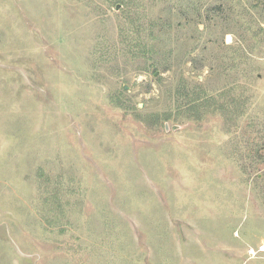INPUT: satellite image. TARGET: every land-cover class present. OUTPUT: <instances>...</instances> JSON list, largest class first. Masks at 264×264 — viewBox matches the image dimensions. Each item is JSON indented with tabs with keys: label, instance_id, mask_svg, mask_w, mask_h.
Here are the masks:
<instances>
[{
	"label": "rangeland",
	"instance_id": "374dc122",
	"mask_svg": "<svg viewBox=\"0 0 264 264\" xmlns=\"http://www.w3.org/2000/svg\"><path fill=\"white\" fill-rule=\"evenodd\" d=\"M262 245L264 0H0V264Z\"/></svg>",
	"mask_w": 264,
	"mask_h": 264
},
{
	"label": "trees",
	"instance_id": "16d2710c",
	"mask_svg": "<svg viewBox=\"0 0 264 264\" xmlns=\"http://www.w3.org/2000/svg\"><path fill=\"white\" fill-rule=\"evenodd\" d=\"M119 2H124L125 0H118ZM156 27V24L155 23H151L150 25H149V28H151L152 30H154V28ZM145 29V28H144ZM142 30H143V28H142ZM154 63V64H153ZM152 64L153 65H155L156 67H157V63H156V61L155 62H153ZM158 68V67H157ZM61 206H63V204L60 202V201H58V203H57V205L53 208L52 207V209H57V208H61ZM51 209V210H52Z\"/></svg>",
	"mask_w": 264,
	"mask_h": 264
},
{
	"label": "bare ground",
	"instance_id": "6f19581e",
	"mask_svg": "<svg viewBox=\"0 0 264 264\" xmlns=\"http://www.w3.org/2000/svg\"><path fill=\"white\" fill-rule=\"evenodd\" d=\"M261 250H264V245H262V248H261Z\"/></svg>",
	"mask_w": 264,
	"mask_h": 264
},
{
	"label": "water",
	"instance_id": "95a60500",
	"mask_svg": "<svg viewBox=\"0 0 264 264\" xmlns=\"http://www.w3.org/2000/svg\"><path fill=\"white\" fill-rule=\"evenodd\" d=\"M117 8H118V6H117ZM157 73V72H156Z\"/></svg>",
	"mask_w": 264,
	"mask_h": 264
}]
</instances>
